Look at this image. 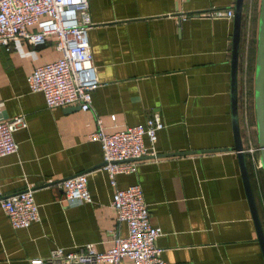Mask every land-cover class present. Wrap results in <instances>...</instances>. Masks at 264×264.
Returning <instances> with one entry per match:
<instances>
[{
  "label": "crops",
  "instance_id": "obj_1",
  "mask_svg": "<svg viewBox=\"0 0 264 264\" xmlns=\"http://www.w3.org/2000/svg\"><path fill=\"white\" fill-rule=\"evenodd\" d=\"M86 30L99 85L89 111L46 108L26 76L58 57L53 37L0 47V119L21 115L15 153L0 157V198L32 190L37 220L14 229L0 209V264H29L49 250L90 244L109 248L124 237L109 202L112 187L102 153L88 139L100 120L105 132L143 123L156 112L153 155L136 159L134 173L115 187L138 184L158 227L155 245L167 264H264L233 150L230 116L234 0H86ZM259 0H242L236 65V115L248 183L264 235V178L244 151L256 147L253 69ZM212 13V15H209ZM143 144L149 148L144 138ZM218 149L215 152L199 151ZM193 151V152H191ZM86 175L89 203L67 204L60 182ZM119 264H131L123 258Z\"/></svg>",
  "mask_w": 264,
  "mask_h": 264
},
{
  "label": "built area",
  "instance_id": "obj_2",
  "mask_svg": "<svg viewBox=\"0 0 264 264\" xmlns=\"http://www.w3.org/2000/svg\"><path fill=\"white\" fill-rule=\"evenodd\" d=\"M223 14L232 18V8ZM89 24L86 0H0V47L4 50L10 51L11 43L19 39L37 45L46 37H53L58 57L34 67L26 76L28 91L40 93L46 108L76 105L81 111H89L91 93L99 85L86 36ZM24 127L21 115L0 119V157L16 152L12 135ZM162 127L156 112L143 123L112 132H105L100 120L95 119V129L88 139L99 143L100 168L113 189L109 206L116 221L124 223L126 234L114 237L111 246L102 251L90 244L72 250L54 247L45 257L30 259L29 264H119L123 258L131 264H167L155 245L160 230L149 223L140 186L131 184L120 189L114 180L117 174L134 173L136 159L141 155L154 154L152 144ZM144 138L149 148L144 146ZM244 151L253 162L257 147ZM59 186L67 204L90 202L84 173L63 179ZM0 209L14 229L27 227L38 217L29 187L0 198Z\"/></svg>",
  "mask_w": 264,
  "mask_h": 264
},
{
  "label": "water",
  "instance_id": "obj_3",
  "mask_svg": "<svg viewBox=\"0 0 264 264\" xmlns=\"http://www.w3.org/2000/svg\"><path fill=\"white\" fill-rule=\"evenodd\" d=\"M242 0H234L232 15V35L230 46V116L233 132V150L236 152L240 175L244 191L251 210V218L254 224L257 242L264 260V235L255 209L253 197L248 183L247 169L240 144L237 115H236V65L237 49L239 41V29L241 22ZM253 115L255 125L256 147L258 152V164L264 178V0H259L255 35V57L253 69ZM218 149L199 151L201 153L215 152ZM193 152V151H191Z\"/></svg>",
  "mask_w": 264,
  "mask_h": 264
}]
</instances>
